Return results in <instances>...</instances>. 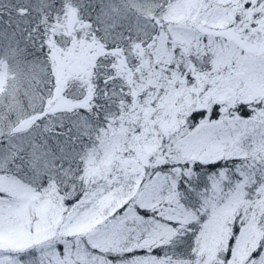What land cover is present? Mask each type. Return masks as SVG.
I'll return each instance as SVG.
<instances>
[{
  "label": "snow or ice",
  "instance_id": "6c2138e0",
  "mask_svg": "<svg viewBox=\"0 0 264 264\" xmlns=\"http://www.w3.org/2000/svg\"><path fill=\"white\" fill-rule=\"evenodd\" d=\"M0 264H264V0H0Z\"/></svg>",
  "mask_w": 264,
  "mask_h": 264
}]
</instances>
